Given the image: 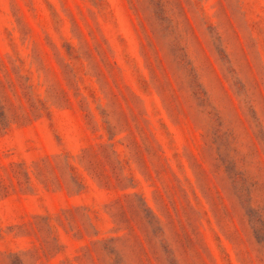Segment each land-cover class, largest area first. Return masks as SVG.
<instances>
[{
    "label": "rangeland",
    "instance_id": "1",
    "mask_svg": "<svg viewBox=\"0 0 264 264\" xmlns=\"http://www.w3.org/2000/svg\"><path fill=\"white\" fill-rule=\"evenodd\" d=\"M0 264H264V0H0Z\"/></svg>",
    "mask_w": 264,
    "mask_h": 264
}]
</instances>
